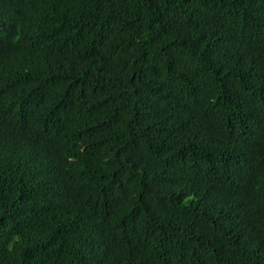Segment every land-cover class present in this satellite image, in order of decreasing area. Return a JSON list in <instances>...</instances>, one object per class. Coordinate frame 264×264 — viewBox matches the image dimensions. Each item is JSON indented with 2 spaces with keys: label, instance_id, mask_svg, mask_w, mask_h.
<instances>
[{
  "label": "trees",
  "instance_id": "16d2710c",
  "mask_svg": "<svg viewBox=\"0 0 264 264\" xmlns=\"http://www.w3.org/2000/svg\"><path fill=\"white\" fill-rule=\"evenodd\" d=\"M0 264H264V0H0Z\"/></svg>",
  "mask_w": 264,
  "mask_h": 264
}]
</instances>
